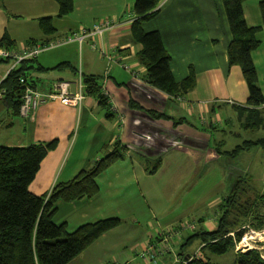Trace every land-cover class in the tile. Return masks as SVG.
Returning <instances> with one entry per match:
<instances>
[{"label":"crops","instance_id":"0c3cea01","mask_svg":"<svg viewBox=\"0 0 264 264\" xmlns=\"http://www.w3.org/2000/svg\"><path fill=\"white\" fill-rule=\"evenodd\" d=\"M73 2L74 10L66 16H72L75 24L59 28L55 19L59 5L55 0H0V36L10 35L16 43L10 50L15 52L42 44L47 35L43 33L40 19L46 16L53 17L55 31L50 34L51 41L106 19L117 21L115 28L96 39L95 49L93 39H87L45 50L37 56L35 65L30 68L36 88L48 91L55 82L67 80L73 91H82L85 97L78 105L47 100L27 117L15 114L13 108L0 99V125L7 132L0 145L27 146L58 141L29 185L32 193L44 195L57 183L69 181L82 170L92 168L95 161L118 143L124 148V158L97 178L99 193L74 202H58L53 220L57 224L65 222L69 230L103 218L118 217L122 222L68 264H173L176 257L182 262L191 255L190 252L186 255L182 247L192 241L190 236H185L188 229L177 226L184 220V214L169 216L161 211H171L173 190L193 181L204 182L210 175L212 161L218 163L221 181L231 180L233 173L226 172L229 163L222 161V154L215 150L226 151L223 147L227 140L213 138L214 133L221 130L220 127L232 125L245 129L240 125L234 105H247L249 87L241 67L229 64L228 45L232 34L223 1L162 0L158 13L144 23L147 31L160 32L172 56V71L178 81L189 76L191 69L195 70L194 88L175 97L146 80V67L138 57L142 45L133 40L131 32L135 0ZM244 14L249 25L262 24L259 0H245ZM27 20L38 22L40 37L30 33ZM17 37L26 39L27 43L19 47ZM259 37L261 44L253 52V59L264 92V25ZM29 39L38 41L30 44ZM103 50L114 55V60L103 55ZM64 62L69 66L56 68ZM122 63L129 68L124 70ZM7 64L0 80L10 70L11 63ZM84 75H103L101 83L110 96L108 101L101 102L88 90ZM131 100L144 109L187 120L175 126L172 119H156L131 107ZM260 108L264 111V104ZM230 133L243 136L239 130ZM261 177L260 190L264 194V168ZM219 204L214 216L202 219V229L211 231L217 227ZM186 207L184 205L183 210ZM172 225L176 227L170 228ZM171 229L180 231L173 234L166 245L163 237ZM163 246H170L171 250L162 252ZM149 249L158 252L155 259L146 255Z\"/></svg>","mask_w":264,"mask_h":264},{"label":"trees","instance_id":"16d2710c","mask_svg":"<svg viewBox=\"0 0 264 264\" xmlns=\"http://www.w3.org/2000/svg\"><path fill=\"white\" fill-rule=\"evenodd\" d=\"M59 5L57 16L64 17L74 10L73 0H55ZM162 0H135L131 32L136 43L142 45L138 54L141 63L146 67L147 82L175 97L188 92L196 85V73L191 69L190 75L178 81L172 71V56L163 44L158 30L147 31L144 23L158 13ZM228 18L232 40L228 45L229 64L241 67L243 76L249 87L247 105H234L238 119L243 128L255 130L264 126V92L259 85L258 72L253 59V52L260 46L259 33L264 25V0H259L262 24L251 26L244 14L245 0H222ZM52 16L40 19L43 33L47 35L42 45L49 43L55 29ZM30 44L38 40L29 39ZM15 41L8 33L0 36V47L11 49ZM37 57L26 59L17 68L11 69L1 82L5 90L1 99L13 108L15 114L20 113L23 103L25 78L27 83L36 86L30 68L35 65ZM1 62H11L1 58ZM69 66L67 62L56 68ZM83 75V74H82ZM83 80L88 90L97 95L101 102L107 101L102 91L100 77L84 75ZM264 81V78H263ZM131 107L145 111L156 119H172L177 126L186 122V118L174 119L165 112L144 109L139 103L131 100ZM58 141L34 143L27 146L0 145V264H68L88 248L104 233L119 226L122 220L118 217L103 218L69 230L67 224H57L53 220L58 202H74L83 198H92L99 193L97 178L114 162L124 158V148L118 143L112 146L106 155L95 161L92 168L82 170L74 178L57 183L44 195H36L29 190L40 169L41 162L50 151L57 147ZM252 147L264 148V137L246 139L233 150L217 151V153L237 157L244 150ZM160 159L156 160L158 164ZM157 169V166L154 168ZM152 169V172L154 171ZM264 195L254 192L245 177H238L232 183L230 192L219 204L217 227L214 230L201 229L190 236L189 240L198 236L205 247L216 255H223L234 250L236 241L243 235L241 228L247 221L253 227L264 226ZM234 232V236L230 235ZM191 258V257H190ZM178 264H215L209 256H194L190 260ZM236 264H264V256L258 249L238 251Z\"/></svg>","mask_w":264,"mask_h":264},{"label":"rangeland","instance_id":"374dc122","mask_svg":"<svg viewBox=\"0 0 264 264\" xmlns=\"http://www.w3.org/2000/svg\"><path fill=\"white\" fill-rule=\"evenodd\" d=\"M134 18H135V16H134ZM134 18H130V21L133 22ZM55 19H56L57 26H59V28L63 27V26L72 27V25L75 24V21L71 20V19H73L72 16H65L62 18L56 17ZM27 21H28L27 22V24H28L27 29L30 31V33L32 32L34 34H37V37H40V30H39L38 22H33L31 20H27ZM59 30L61 31V29H59ZM70 34H72V32H69L68 34L63 35L62 37H64V36L67 37ZM38 39H40V38H38ZM61 39H63V38H61ZM16 40L18 42L19 47H21L25 43H27L26 39L23 40V39H20V37L19 38L17 37ZM0 49H4V48L0 47ZM41 53H45V52H41ZM95 53L98 54L100 52H95ZM112 56H114V55H112ZM10 63L12 64V62H10ZM8 64L6 62L0 63V77L2 76V69H5V67H7ZM20 64H21V62L19 64H17L14 68H17ZM109 65L111 66L110 63H109ZM79 66H80V64H79ZM121 66L124 68V70L127 69L123 65H121ZM111 67H110V70L112 69ZM102 80H103V75H102V77H100V82H102ZM25 82L27 83V80H25ZM102 91L104 93V89H102ZM105 96L108 97V95H105ZM2 97H4V95ZM109 97L107 98L108 100H109ZM222 107H224V106H222ZM112 108L114 110H117V109H115V106H112ZM1 119H2V116H0V120ZM239 124H240V122H239ZM240 125L242 126V124H240ZM220 128H221V130H217L214 133L213 138H216L217 140H219L220 138H225L227 140V143L224 145L223 148L226 150L234 149L237 145L242 144L246 139H249V138L257 139L259 137H264V127L257 128V129L252 130V131L241 129V128H239V126L235 127V125H232V126L226 127V128H223V127H220ZM222 130H228L229 133L226 135H222L221 133H219ZM233 130H239L243 136L236 137V136L232 135L230 132ZM6 133H7L6 128L4 126L0 125V140H3V137H5L4 135ZM216 146H218V145H215V147ZM222 157L223 158H221V160L227 161V163H229V165H230V167L228 166L229 171H226V172H227V174L229 172L230 175H231V173H233L231 180L226 178L225 181L223 180L224 182H222L221 181V171H220V168L218 167V163L216 161H212L209 164L210 175L205 178L208 180V182H205V179H204V182L193 181V183H187L185 186L176 188L175 190H173L171 192V204H170V210L171 211H161L163 214H167L169 216L184 214V217H183L184 220L179 221L177 226H181L184 224H186V225H193L194 224V228H191V229L189 228L185 232L186 237L197 233L198 231H200L203 228L204 225L202 223V219L204 220L210 216L215 215L216 210H218L219 202L229 193L231 186H232V183L234 180H236V178L245 177L249 186H251L253 188L254 192H258V193L264 195L260 190V188L263 186L261 172L264 168V148L252 147L248 150L242 151L240 153V155H238L237 157H232V156H228L225 154H222ZM243 168H246V169L243 170ZM192 200H193V205L191 206ZM184 205H187V207L183 210ZM140 207H141V205H140ZM262 209L264 212V205L262 206ZM247 226L251 227L256 232L261 233L262 238H264V226L260 229H257L255 227H253V224L250 221H247V223H245L241 228L243 229L244 227H247ZM173 227H176V226L172 225L170 228H173ZM179 229H181V228L179 227ZM243 230H244L243 233H245V229H243ZM171 232H172V229L170 230V232H166V233H171ZM232 236H234V235H232ZM259 239L260 238H256L252 244L255 245V247H258V249H260L261 254L264 256V241L257 243V241ZM169 242L170 241H167L166 245H169ZM237 243H238V241H236L235 244L237 245ZM237 246H235L234 250H231L226 254L216 255V254H213L212 252H210L205 247V243L202 241V239L200 237L196 236L192 239V241L189 244H184V246L182 248H183V252L186 255L188 254V252H190L189 254H191V255H189L187 257V258L191 257L190 260L194 256H200L201 257V256L205 255V256H209L210 260L212 262H214L215 264H236L237 263L236 255H237L238 251H241V250H238ZM167 249L171 250L170 246H163L162 252H165V250H167ZM254 249H256V248H254ZM146 255L151 257V259H155V257L158 255V252H156L152 249H149L148 252H146ZM143 256H145V254ZM167 258L169 259V256H167ZM178 262H179V259H177V257L174 258V260L172 261L173 264H178Z\"/></svg>","mask_w":264,"mask_h":264},{"label":"built area","instance_id":"2783aa9c","mask_svg":"<svg viewBox=\"0 0 264 264\" xmlns=\"http://www.w3.org/2000/svg\"><path fill=\"white\" fill-rule=\"evenodd\" d=\"M117 25L116 20L106 19L99 23H96L90 28H85L81 31H74L72 34L68 35L67 37L63 39H57L54 41H51L47 44H34L30 46L28 49H23L21 52H15L10 49H0V57L1 58H8L11 60L12 64L10 65V70L13 69L17 64L22 62L25 59H30L33 57H37L41 52L45 50H49L51 48L58 47L63 44L71 43V42H79L82 43L86 41L87 39H93L92 48L95 49L97 47L96 39L99 37H102L107 31L115 28ZM103 55H109V58L111 60L113 59V56L110 53L102 51ZM111 64V63H110ZM122 65L125 68H129V65L122 63ZM111 67V66H110ZM3 79L0 80V98L4 95L5 90L1 88V82ZM21 81L24 83L25 91L23 93V103L20 106V115L27 117L32 111H35L39 105L46 102L47 100H60L64 104L68 105H78L82 102L85 95L82 91H73L71 89V82L67 80H59L54 83L52 88L48 91H41L37 89L36 87L28 84L25 82V78H21ZM104 89V88H103ZM104 94L108 95V92L104 90ZM191 229L194 228L193 225H181V229ZM245 233H243V236L237 243L238 250L246 251L249 249H258V247H255L253 245V241L256 238H260L258 242L264 241V238H262V234L257 237H253L254 234H256V231L252 229L251 227L247 226L244 227ZM247 229V230H246ZM180 230L172 229L171 233H166L163 237V242H167L170 240L171 236L173 234L179 233ZM230 235H234L233 232L230 233ZM246 240V243L242 246V242ZM260 250V249H258Z\"/></svg>","mask_w":264,"mask_h":264},{"label":"bare ground","instance_id":"6f19581e","mask_svg":"<svg viewBox=\"0 0 264 264\" xmlns=\"http://www.w3.org/2000/svg\"><path fill=\"white\" fill-rule=\"evenodd\" d=\"M257 236H260L259 232H256V234L253 235V237H257ZM245 243H246V240H244L241 245L243 246Z\"/></svg>","mask_w":264,"mask_h":264}]
</instances>
